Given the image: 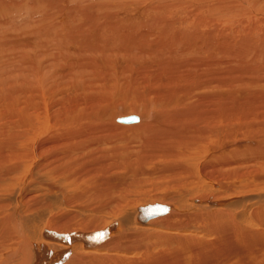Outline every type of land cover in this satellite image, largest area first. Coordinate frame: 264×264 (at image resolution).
I'll return each instance as SVG.
<instances>
[{"label":"bare ground","instance_id":"bare-ground-1","mask_svg":"<svg viewBox=\"0 0 264 264\" xmlns=\"http://www.w3.org/2000/svg\"><path fill=\"white\" fill-rule=\"evenodd\" d=\"M20 1L0 264H264V0Z\"/></svg>","mask_w":264,"mask_h":264},{"label":"rangeland","instance_id":"rangeland-1","mask_svg":"<svg viewBox=\"0 0 264 264\" xmlns=\"http://www.w3.org/2000/svg\"><path fill=\"white\" fill-rule=\"evenodd\" d=\"M7 1H10V0H7ZM15 1V3H16V7L14 8V13H16L17 12V14H20V15H22V14H24L25 13V3H22L20 0H14ZM69 1V0H68ZM75 1H77V0H75ZM88 2H94V1H99V0H87ZM178 1H180V0H178ZM28 3L29 2H27L26 3V5H28ZM66 6V5H65ZM76 7L75 6V3L72 5V7ZM73 7V8H74ZM65 9V12H64V14L66 13L67 15H68V13H69V9H66V8H64ZM71 9V8H70ZM129 116V115H128Z\"/></svg>","mask_w":264,"mask_h":264},{"label":"water","instance_id":"water-1","mask_svg":"<svg viewBox=\"0 0 264 264\" xmlns=\"http://www.w3.org/2000/svg\"><path fill=\"white\" fill-rule=\"evenodd\" d=\"M127 121H129V120H125V119L121 120V122H127Z\"/></svg>","mask_w":264,"mask_h":264}]
</instances>
